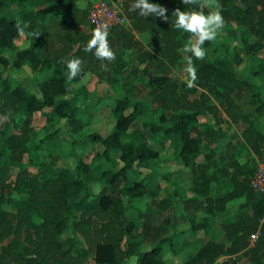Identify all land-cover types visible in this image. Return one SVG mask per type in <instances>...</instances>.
I'll return each instance as SVG.
<instances>
[{
    "label": "trees",
    "instance_id": "obj_1",
    "mask_svg": "<svg viewBox=\"0 0 264 264\" xmlns=\"http://www.w3.org/2000/svg\"><path fill=\"white\" fill-rule=\"evenodd\" d=\"M108 2L127 24L109 32L116 59L103 70L83 50L92 34L79 33L94 2L0 0V169L47 151L35 171L22 167L14 180H0V264H167L168 253L177 251L174 236H166L165 221L156 218L177 200L185 212L202 213L200 219L187 215L189 233L206 237L184 264H264V196L251 187L258 165L264 166V58L248 77L236 71L245 57L264 51V0H217L225 27L221 38L203 45L206 58L194 59L192 88L175 75L186 76L177 50L189 34L172 28V13L199 9L182 0H150L167 8L165 21L129 11L134 0ZM17 19L28 25L24 37ZM23 41L27 47L19 46ZM77 57L83 72L69 81L67 61ZM8 69H27L36 82L19 81ZM89 73L121 87L122 96L112 110L111 133L80 138L95 114L79 103L87 87H74ZM37 115L48 135L43 148L31 149ZM228 122L231 133L224 129ZM60 123L69 149L56 140ZM237 133L252 153L245 163L232 139ZM168 149L174 162L191 170V188L163 196L160 164ZM146 204L153 211H144ZM221 215V233L214 234Z\"/></svg>",
    "mask_w": 264,
    "mask_h": 264
},
{
    "label": "rangeland",
    "instance_id": "obj_2",
    "mask_svg": "<svg viewBox=\"0 0 264 264\" xmlns=\"http://www.w3.org/2000/svg\"><path fill=\"white\" fill-rule=\"evenodd\" d=\"M215 2H217V0H215ZM88 25H90V23H88ZM219 34V36H217L221 38L222 33L220 32ZM23 43L24 41L20 42L19 46L21 47ZM263 58L264 51L260 52L256 58L245 57L244 64L236 69L237 73L244 78L248 77L250 72L255 69L258 64H260ZM0 69L2 68L0 67ZM7 74L11 75L15 79H19V81L24 83L28 82L33 84L37 79L36 75H32V73L27 69H24L18 73L14 70L8 69ZM175 75L183 81H186L185 74L176 73ZM84 84H86V87H88L89 93L86 96H80L79 103L82 108L91 106L95 117L92 120L91 127L87 128L85 133L81 134L79 137L83 138L84 136L93 132H97L103 136H106L111 133L115 124V118L113 116L112 110L116 105L117 98L122 96L121 87H111L107 83L99 82V79L88 77L86 80L84 78L81 83L75 85L74 90L81 89L83 86H85ZM260 85L261 91L264 95V76L260 78ZM208 118H210L208 119L209 121L212 120L211 117ZM261 122L264 131V117L261 119ZM45 124L44 118L40 115H37L34 122L35 132L32 134V140L30 141L31 149H34L35 146L40 147V149L44 147V145H40V142L45 140L48 135V130L45 128ZM58 127H60L61 131L58 134L56 140H58L60 147L69 149L70 139L67 137L68 135L66 132V127L63 123H60ZM224 129L228 131V133H231L233 130H235L234 126L229 122L224 124ZM232 139L238 144V157L240 160L243 163L249 161L251 157L248 155L250 150L243 144V139L240 137L239 133H237L236 136H233ZM204 149H208L206 145L204 146ZM86 154L88 155L87 160H89L91 156L88 153ZM46 155L47 151L40 150L34 152L32 155H28L22 164L8 163L0 169V180H14L22 167H30L31 171H35L36 169L34 166H37L41 162L45 161ZM160 165L163 169L160 170L159 182L161 183L166 194L173 192L177 188H191V170L185 168L180 163L173 161V153L171 149H168L162 153V162ZM252 167H255L254 164ZM144 173H148V171H144ZM99 190L100 188L98 186H94V191L98 192ZM217 190L218 189L216 188V193H219ZM189 195L192 196L191 193ZM143 210L153 211L150 204H146L143 207ZM189 214L196 217V219L203 217L202 213L197 212L195 209H191L188 213L185 212L182 203L177 200L174 202L172 208H170L165 213L161 212V214L156 218L158 223L165 221L166 236H174V246L177 251L174 255H172L171 252L168 253L169 256L167 259V264H174V258H176L177 264L179 262V264H184L189 256L195 253L202 246L204 241H206V237L203 233L198 234L197 237L190 235V222L187 216ZM224 219L225 216L221 215L219 223L214 230V234L221 233V223ZM130 263L134 264L133 260H131Z\"/></svg>",
    "mask_w": 264,
    "mask_h": 264
},
{
    "label": "clouds",
    "instance_id": "obj_3",
    "mask_svg": "<svg viewBox=\"0 0 264 264\" xmlns=\"http://www.w3.org/2000/svg\"><path fill=\"white\" fill-rule=\"evenodd\" d=\"M186 6H196L199 10L181 11L177 8L172 16L175 17L172 23V28L182 30L189 34L188 42L179 48L177 51L186 60V85L188 88L195 87V82L198 79L196 68L194 66L195 60H204L206 58V51L203 45L206 42H212L217 38V35L225 27V19L220 11V6L215 0H182ZM204 9H208L205 13ZM129 11L137 12L141 17L148 18L160 17L165 21L168 20L167 8L158 3H152L150 0H134ZM15 27L18 35L24 37L26 35L27 23H21L17 19ZM108 25L98 24L93 30L91 39L84 47L86 53H93L95 57L101 61V69L107 70V63L113 62L116 59L114 50L110 47L108 40ZM83 61L80 58H72L67 61V79L69 81L80 76L83 72ZM8 116H4L2 120L6 122Z\"/></svg>",
    "mask_w": 264,
    "mask_h": 264
},
{
    "label": "built area",
    "instance_id": "obj_4",
    "mask_svg": "<svg viewBox=\"0 0 264 264\" xmlns=\"http://www.w3.org/2000/svg\"><path fill=\"white\" fill-rule=\"evenodd\" d=\"M89 23L95 28L98 24H107L108 32L114 27L127 24V19L121 9L114 3L107 0H96L89 12ZM252 189L259 195L264 196V166L259 164L252 179ZM258 235L252 236V243ZM83 264H98L95 260H89Z\"/></svg>",
    "mask_w": 264,
    "mask_h": 264
},
{
    "label": "crops",
    "instance_id": "obj_5",
    "mask_svg": "<svg viewBox=\"0 0 264 264\" xmlns=\"http://www.w3.org/2000/svg\"><path fill=\"white\" fill-rule=\"evenodd\" d=\"M94 1H96V0H91V2L93 3ZM107 1H109V0H107ZM82 5H84L85 3H81ZM88 23L89 22H87V23H85V24H83V25H81L80 27H79V33H80V35H85V36H90L91 34H92V31L90 30V27H92V25L90 24V25H88ZM26 42V43H25ZM29 43L27 42V41H24V43H23V45L21 46V47H27V45H28ZM124 57H127L126 55L124 56ZM88 77H91V78H95V79H98L99 77L97 76V75H95V74H91V73H89L86 77H85V80H86V78H88ZM85 86H86V84H84ZM87 89H88V87H87ZM88 91H89V89H88ZM249 157L250 156H252V153L250 152L249 154ZM170 194V193H169ZM166 195H168V194H166L165 192H164V189H163V196H166ZM162 195H161V198L163 197ZM226 257H223V258H221L220 260H219V262L221 261V260H223V259H225ZM133 260V262H134V264H135V259H132ZM174 261H175V263L174 264H177L176 263V258H174ZM180 263V262H179ZM178 263V264H179ZM130 264H132V263H130Z\"/></svg>",
    "mask_w": 264,
    "mask_h": 264
}]
</instances>
